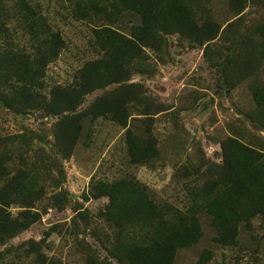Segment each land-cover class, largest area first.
<instances>
[{"label":"rangeland","instance_id":"rangeland-1","mask_svg":"<svg viewBox=\"0 0 264 264\" xmlns=\"http://www.w3.org/2000/svg\"><path fill=\"white\" fill-rule=\"evenodd\" d=\"M6 4L17 48H35L20 23L26 12L43 22L45 33L62 39L46 69L47 100L51 88L71 87L84 63L103 56L98 31L130 37L140 51L127 80L84 95L78 107L86 109L103 96L121 98L130 114L127 124L110 117L86 120L70 156L48 159L45 199L31 208L37 212L34 222L0 245V264H125L117 259L116 230L104 218L108 198L95 196L101 184L136 179L155 203L184 212L210 191L225 139L236 138L264 156V102L255 99L264 88V46H258L264 0H183L191 34L178 25L165 27L172 24L165 17L124 10L113 0ZM57 120L48 109L15 114L0 101V144L11 150V172L20 164L19 151L32 159L53 157ZM128 130L154 145L149 163L132 162ZM53 195H60L59 207L51 205ZM22 209L12 204L8 210L18 216ZM198 218L202 237L179 249L173 264H196L204 250L211 255L206 264H264V219L241 222L235 242L224 245L214 240L211 216L202 211Z\"/></svg>","mask_w":264,"mask_h":264},{"label":"trees","instance_id":"trees-1","mask_svg":"<svg viewBox=\"0 0 264 264\" xmlns=\"http://www.w3.org/2000/svg\"><path fill=\"white\" fill-rule=\"evenodd\" d=\"M7 1L12 0H0V101L15 114L42 108L48 109V114L58 116V120L51 158L46 153L44 157L39 155L32 159L19 151L20 164L11 172L8 165L12 161L11 150H3L0 144V245L34 222L33 215L37 212L31 208L45 199L42 180L48 159L58 162L60 158L70 156L84 121L110 117L116 123L127 124L130 114L121 98L103 96L86 109L78 107L84 95L127 80L130 65L140 51L139 42L130 37L106 29L98 31L95 39L103 56L84 63L71 87L51 88L47 100L43 93L46 69L57 57L62 39L58 34L45 33L43 22L35 14L26 12L20 23L28 29L35 48L33 53L17 48L8 27ZM15 2L11 5L18 10ZM113 2L124 10L165 17L172 23L165 27L178 25L176 29H184L188 34L193 31L183 0ZM259 34L262 38L260 47L264 46V24L260 26ZM255 99L258 104L264 102V88L258 90ZM127 137L132 162L149 163L155 154L154 145L139 139L130 130ZM221 148L223 159L219 172L210 182V191L193 202L192 210L180 212L170 204L158 205L150 191L136 179L111 181L101 184L100 188L98 185L95 196L108 198L104 218L116 230L115 248L119 250L117 259L121 263L173 264L179 249L196 244L202 237L198 218L202 211L211 216L216 230L215 242L224 245L235 242L237 225L241 222L255 216L264 219V156L233 137L225 139ZM59 196H52L51 205L60 206ZM12 204L23 207L18 213L21 218L10 213ZM210 256L209 250H204L196 264H206Z\"/></svg>","mask_w":264,"mask_h":264}]
</instances>
